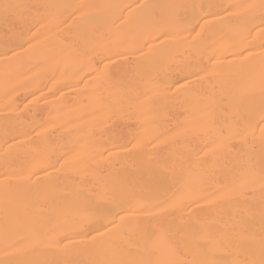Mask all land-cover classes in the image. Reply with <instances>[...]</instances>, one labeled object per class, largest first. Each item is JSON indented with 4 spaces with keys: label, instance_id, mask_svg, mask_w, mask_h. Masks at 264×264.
<instances>
[{
    "label": "snow or ice",
    "instance_id": "6c2138e0",
    "mask_svg": "<svg viewBox=\"0 0 264 264\" xmlns=\"http://www.w3.org/2000/svg\"><path fill=\"white\" fill-rule=\"evenodd\" d=\"M100 21L123 27L106 30ZM215 21L242 22L241 43L229 50L239 64L228 61L225 74L216 66L187 63L181 69L188 73L187 84L151 76L149 65L176 59L161 54L199 49L213 40L207 34ZM0 22L24 41L19 47L25 51L52 38L61 63L79 65L67 87L83 85L88 91L81 94L90 97L85 116L61 120L53 113L39 126L12 129V139L4 141L0 264H264V0L207 5L4 0ZM257 29L258 52L251 43ZM96 55L124 58L129 78H115L108 64L101 69ZM4 56L10 62L19 53L13 47ZM212 59L227 61L228 54L217 51ZM110 89L126 99L118 112L105 105L103 93ZM14 91L6 77V112ZM193 91L197 99L188 103L194 111L176 127L162 124L148 103L152 96L176 101ZM113 116L140 121L146 134L106 140L102 127ZM23 119L5 116V134L7 121ZM82 120L90 123L81 133L90 135L51 139L56 133L49 128L67 130ZM189 131L206 139L203 148L179 150ZM13 141L31 149L26 160L20 161ZM54 216L64 223L50 227Z\"/></svg>",
    "mask_w": 264,
    "mask_h": 264
},
{
    "label": "bare ground",
    "instance_id": "6f19581e",
    "mask_svg": "<svg viewBox=\"0 0 264 264\" xmlns=\"http://www.w3.org/2000/svg\"><path fill=\"white\" fill-rule=\"evenodd\" d=\"M4 2V0H0ZM11 3H77V4H131L137 3H158V2H170V0H7ZM186 3L197 4H242L247 2H258V0H183ZM127 15V13H125ZM235 20V18H233ZM242 23V22H238ZM238 23L233 25H221L219 21H215V26H209L211 32L208 36H214L213 40H206L202 43L199 49H170L169 51L161 54L164 57H176L175 60L169 61L166 66H148V70L151 72L152 77L159 79L168 78L170 80H181L187 84L184 77L188 74L186 70L181 69L185 64L191 63L200 64L212 67L216 66L218 69H223L227 74L229 69L228 61L239 64V58L233 57L229 54V50L241 43V36L239 33ZM100 25L104 29L114 30L116 27H123L118 23L115 25L106 24L104 21H100ZM199 30V29H197ZM5 32L8 33L5 36ZM251 43L257 45L256 51H259V44L261 43L258 29L252 32ZM222 39V43L217 44V41ZM8 42V48L5 47V42ZM23 40L18 39L14 33L8 29V27L0 22V172H3V147L6 139L11 140L12 129H26L31 126H39L52 119V114L61 120L75 119L77 116H85L89 111L87 107L90 102V97L84 96L81 93L88 91L81 85L80 89H72L67 87L69 83H72L70 79L71 71L79 67V65L72 63L61 62L64 60L63 56L55 55L53 49L56 47L55 41L52 38L45 39L42 44L38 45V50L25 51L19 47ZM215 45V47H213ZM15 48L19 53L18 57H13L9 62L6 60L4 53L10 49ZM217 51L228 54V60L223 59L218 63L217 60L212 59ZM11 56V52H9ZM195 57V59H193ZM47 59H52V63H45ZM94 63L99 65L101 69L105 64H108L110 73L117 79L129 78L125 74L128 72L127 61L122 57H115L112 61H109L103 55H96ZM59 65V68H58ZM255 70L258 72V63L255 66ZM88 69L85 70L87 74ZM233 71H243L241 69H233ZM68 72V75H65ZM8 78V84L10 88H15L9 98L8 103H12V110L5 111L4 90L5 81ZM195 83H200L195 77L192 78ZM147 80V78H146ZM179 87V85H177ZM63 89V94H61ZM35 92V97L32 93ZM105 105H110L113 109L118 110L121 107H126V99L124 94L118 89H110L103 93ZM197 94L195 91L187 96H181L176 101H164L159 96H152L148 103L151 104V110L158 113L159 121L168 122L169 127H176L179 124L187 122L189 116L194 109L189 106V101H195ZM31 101V102H29ZM27 105V107H25ZM5 116L24 117L20 121H7V127L10 129L8 135L5 134L6 121ZM90 121L82 120L77 126H70L67 130L57 131L56 129L49 128V132H55V136L51 137L53 141H58L62 137L67 140L77 141L83 136L90 135V133H81V129L87 128ZM104 132V138L107 140L109 137L117 138L124 137L125 142L127 140H133L146 134L140 127V121L127 120L117 118L113 116L111 120H107L102 127ZM73 135L69 136V133ZM186 140L182 139L179 150L182 151H198L203 148L206 139H201L199 135L193 134L191 131L185 134ZM16 148L19 150L20 161L27 159L31 149L25 147L22 144L13 141ZM159 147H163L160 145ZM239 143L237 142V148L233 150V154L239 151ZM153 151L155 149H152ZM134 159V158H133ZM18 161V162H20ZM218 172L221 169H216ZM223 179V177H220ZM2 208H0V221H2ZM64 223L63 217L54 216L51 220L50 227H59ZM62 238V237H60Z\"/></svg>",
    "mask_w": 264,
    "mask_h": 264
}]
</instances>
